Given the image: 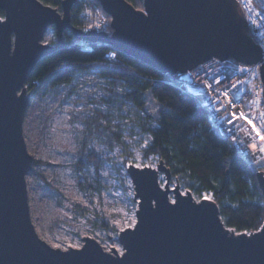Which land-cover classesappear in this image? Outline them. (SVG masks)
Segmentation results:
<instances>
[{"label": "water", "instance_id": "water-1", "mask_svg": "<svg viewBox=\"0 0 264 264\" xmlns=\"http://www.w3.org/2000/svg\"><path fill=\"white\" fill-rule=\"evenodd\" d=\"M97 1L110 16L111 31L74 27L77 0H63L61 11L40 0H0V264H264V223L249 233L235 230L239 236L229 232L234 228L224 222L219 204L183 192L163 160L156 167L127 166L138 209L135 225L119 232L123 252L108 251L90 236L80 248L63 249L38 234L27 187L35 163L24 137L32 96L27 82L41 59L66 45L65 32L78 42L109 45L173 78L213 58L262 63L264 84L263 51L237 0H143V9L127 0ZM52 27L56 42L45 44ZM260 176L264 170L256 173L264 201ZM153 201L160 202L158 210Z\"/></svg>", "mask_w": 264, "mask_h": 264}, {"label": "trees", "instance_id": "trees-1", "mask_svg": "<svg viewBox=\"0 0 264 264\" xmlns=\"http://www.w3.org/2000/svg\"><path fill=\"white\" fill-rule=\"evenodd\" d=\"M127 1L136 8H144L143 0ZM43 2L62 10L63 0ZM89 9L110 20L97 0H77L71 14L74 27L89 28L84 15ZM3 16L4 13L0 11V17ZM51 29L54 30L53 27ZM107 29L111 31L109 26ZM64 37L66 45L37 64L27 82L29 89L36 92L55 91L61 86L70 85L78 75H96L107 86L106 94L100 101L107 112L98 111L96 122L127 114L145 118L147 123L142 128L152 137L144 151L146 157L155 156L163 160L173 177L178 178L181 185L194 195L202 198L204 194L212 193L228 227L248 233L261 228L264 223V201L256 173L264 170V166L249 164L228 138L214 130L210 120L211 109L203 97L186 92L178 77L165 75L136 58L122 53H117V60L107 58L106 55L113 51L109 45L78 42L70 31L65 32ZM150 107L154 109L152 112ZM99 130L98 127L97 132ZM92 134L89 131L83 140L75 164L78 176L87 166L94 167L96 185L78 181L86 194L101 188V168L104 161L109 160L97 151L86 148ZM113 136L118 144H123L118 133H113ZM46 184L50 185L48 182ZM76 209L86 215L78 206ZM90 224L108 231L115 230L107 222L96 224L90 221Z\"/></svg>", "mask_w": 264, "mask_h": 264}, {"label": "rangeland", "instance_id": "rangeland-1", "mask_svg": "<svg viewBox=\"0 0 264 264\" xmlns=\"http://www.w3.org/2000/svg\"><path fill=\"white\" fill-rule=\"evenodd\" d=\"M84 15L88 29L108 31L110 20L105 15L92 13L91 9ZM48 37L52 39L49 41ZM43 42L55 44V30L50 29ZM106 89L105 82L94 74L78 75L70 85L55 91L29 89L32 96L24 121V137L35 160L45 162H35L27 176L30 212L40 237L54 247L80 248L84 244L83 238L90 236L108 251L114 247L123 252L118 240L119 232L130 224L132 227L135 225L138 209L127 166L134 163L140 167H156L159 162L157 157H146L144 152L145 142L149 146L152 139L151 134L142 128L147 123L145 118L127 114L96 122L98 111L107 112L100 105ZM149 110L152 112L154 109L150 107ZM89 131L93 134L86 148L109 160L104 161L101 168V188L86 194L78 181L96 185L94 167L87 166L78 176L75 164ZM113 133L120 135L123 144L117 143ZM254 166H264V153ZM160 182L164 185L163 175ZM181 188L185 192L183 185ZM194 197L201 199L197 195ZM76 206L86 215L80 214ZM90 221L96 224L107 222L115 230L94 227Z\"/></svg>", "mask_w": 264, "mask_h": 264}, {"label": "built area", "instance_id": "built-area-1", "mask_svg": "<svg viewBox=\"0 0 264 264\" xmlns=\"http://www.w3.org/2000/svg\"><path fill=\"white\" fill-rule=\"evenodd\" d=\"M237 2L242 16L248 24L249 34L262 48L264 63V0H237ZM106 57L111 60H117V52L113 50ZM261 64L247 65L233 59L222 61L213 58L178 77L181 86L184 87L186 92L193 96L203 97L207 101L211 109L210 120L214 130L219 135L228 138L240 156L251 165H254L257 160L262 158L263 153L259 151L253 152L249 148V144L255 142L258 147H261L262 142L259 141L258 137H255L254 133L252 136L249 135L252 130L243 120L238 121L241 129L236 131L235 139H233V136L225 131L229 127L223 118L226 114H217L214 111V106L209 102V97L205 95L206 90L200 81L207 83L213 77L220 79L222 83L226 78L233 83L237 80L243 81L237 84L236 88L231 89L233 98H243L247 103L246 106H240L241 110L245 113H250L251 117H260V114L264 113V90H262L264 89V84L261 76ZM241 68H246L247 72L242 73L240 71ZM252 101H255V103H252ZM225 103H227V97L225 98ZM253 123L259 129L261 125H264V117L254 120ZM261 134L264 135V132H261ZM205 197L213 199V194L208 193L202 196V198Z\"/></svg>", "mask_w": 264, "mask_h": 264}, {"label": "snow or ice", "instance_id": "snow-or-ice-1", "mask_svg": "<svg viewBox=\"0 0 264 264\" xmlns=\"http://www.w3.org/2000/svg\"><path fill=\"white\" fill-rule=\"evenodd\" d=\"M40 2L43 3V0H40ZM4 19H5L4 17H0V24L3 23ZM95 27L99 28L100 25H96ZM51 39H52L51 37H48L49 41ZM240 71L242 73L247 72V69L241 68ZM242 82L243 81L237 80L235 83H233L226 78L225 81L222 83L220 79L215 77H213L207 83H205L202 80L200 81L201 85L206 90L205 95L209 97V102L214 106V111L217 114L220 113L226 114L223 118L226 120V123L227 125H229V127L226 128L225 131L228 134H231L233 136V139H235L236 131L238 129H241V126L238 124V121L243 120L252 130L249 133V135L252 136V134L254 133L255 137H258L259 141L264 143V135L261 134V132H264V125H261L260 128L257 129L256 124L253 123L254 120L260 117H264V113H261L260 117H251L250 113H245L240 108L241 105L246 106L247 102L243 98H233V94L231 93V89L236 88L237 84ZM226 97H227V103H225ZM252 103H255V101H252ZM144 146L146 148L148 147L147 142H145ZM249 148L252 149L253 152L259 151L260 153H264V147H258V144L255 142L249 144ZM136 167H139V165H136ZM258 180L264 181V176L258 177ZM205 199H207V197H205ZM153 202L156 203L158 210L160 206V202L159 201H153ZM171 203L173 206H178V201L175 199L172 200ZM197 203H200V201H197ZM129 227H132V225L130 224ZM228 231L237 236L241 235V233H237L235 229H228ZM261 232L264 233V229H261Z\"/></svg>", "mask_w": 264, "mask_h": 264}]
</instances>
